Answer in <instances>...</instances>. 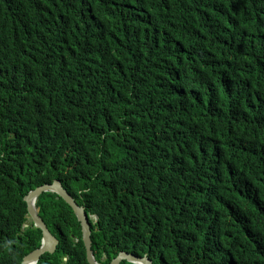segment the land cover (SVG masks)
Masks as SVG:
<instances>
[{"label":"trees","instance_id":"trees-1","mask_svg":"<svg viewBox=\"0 0 264 264\" xmlns=\"http://www.w3.org/2000/svg\"><path fill=\"white\" fill-rule=\"evenodd\" d=\"M53 181L98 263L264 264V0H0V264ZM35 206L37 264H87L72 210Z\"/></svg>","mask_w":264,"mask_h":264},{"label":"water","instance_id":"water-1","mask_svg":"<svg viewBox=\"0 0 264 264\" xmlns=\"http://www.w3.org/2000/svg\"><path fill=\"white\" fill-rule=\"evenodd\" d=\"M45 191L55 193L57 195V198H60L72 210L74 216L76 217L80 225L81 241L85 249V258L87 264H101L95 261L91 251V231L89 223L91 217L86 214L85 208L83 206H78L74 202V200L66 193V191L61 188L58 182H53L52 184L47 185L43 188L39 187L34 190V193L29 194L24 198V201L26 202L28 218L32 222L33 227L41 231V241L40 247L25 256L21 264H36L43 254H53L58 245V241L53 235L49 233L34 208L35 198ZM63 261L65 262L66 258ZM123 261L130 264H152L147 255H144L142 258H139L134 254L126 252H119L117 256L112 259L108 264H120Z\"/></svg>","mask_w":264,"mask_h":264},{"label":"clouds","instance_id":"clouds-1","mask_svg":"<svg viewBox=\"0 0 264 264\" xmlns=\"http://www.w3.org/2000/svg\"><path fill=\"white\" fill-rule=\"evenodd\" d=\"M53 182H58V181H53ZM52 182V183H53ZM51 183V184H52ZM59 183V182H58ZM60 184V183H59ZM47 185H50V184H44V185H41V186H37V187H35V189H37V188H39V187H45V186H47ZM60 186H61V184H60ZM61 188H62V186H61ZM35 189H33L32 191H30V192H28L24 197H23V199H22V201L26 204V202L24 201V198L26 197V196H28L29 194H32V193H34V190ZM63 189V188H62ZM64 190V189H63ZM43 193H50V194H55V193H53V192H50V191H45V192H42L41 194H43ZM67 193V192H66ZM41 194L40 195H38L36 198H35V201H34V208H35V211H36V213H37V210H36V206H35V204H36V201L38 200V198L41 196ZM56 195V194H55ZM57 196V195H56ZM84 207V206H83ZM26 212H27V208H26ZM37 215H38V213H37ZM88 215V214H87ZM39 216V215H38ZM91 218L93 217L94 218V220L93 219H91V220H93L94 222L96 221L95 219H96V217H94V216H92V215H89ZM26 218H27V222L23 225V228H27L29 225V223H31L32 224V222L30 221V219L28 218V215L26 214ZM40 218V217H39ZM41 219V218H40ZM32 227H33V224H32ZM56 239V238H55ZM57 240V239H56ZM41 241V240H40ZM58 241V240H57ZM40 247V246H39ZM27 256V255H26ZM65 259V258H64ZM63 259V260H64ZM66 262V261H65ZM22 263V262H21ZM37 264V263H36Z\"/></svg>","mask_w":264,"mask_h":264},{"label":"rangeland","instance_id":"rangeland-1","mask_svg":"<svg viewBox=\"0 0 264 264\" xmlns=\"http://www.w3.org/2000/svg\"><path fill=\"white\" fill-rule=\"evenodd\" d=\"M91 219H93V220H94V218H93V217H92ZM93 220H90V221L94 222Z\"/></svg>","mask_w":264,"mask_h":264}]
</instances>
